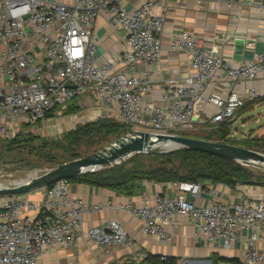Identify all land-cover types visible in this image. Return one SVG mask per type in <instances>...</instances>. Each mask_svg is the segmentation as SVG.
<instances>
[{"label":"built area","instance_id":"2783aa9c","mask_svg":"<svg viewBox=\"0 0 264 264\" xmlns=\"http://www.w3.org/2000/svg\"><path fill=\"white\" fill-rule=\"evenodd\" d=\"M203 5L207 0H195ZM228 7L244 4L264 10L252 0H221ZM161 5L162 11L155 8ZM168 7L160 0H144L128 8L122 0H0V136L10 138L22 127L37 125L47 114L78 95H89L99 105L117 110L134 132L177 134L195 125L219 124L233 118L248 101L264 97L254 81H264V51L254 59L234 62L206 46L195 33L171 35L173 51L190 57V72L169 78L161 104L146 101L153 84L139 64H158ZM103 14L116 31L124 32L125 48L102 63L95 55L96 19ZM234 37L226 32L222 39ZM264 43V25L255 35ZM164 103V104H162ZM211 104L215 111L210 113ZM179 135V134H178ZM175 194L145 197L131 212L143 221V232L163 245L174 237L166 224L190 216L196 232L212 247L232 248L243 243L242 264H264V196L234 203L198 200L205 185L173 181ZM43 198L32 192L0 196V264H37L54 247L72 248L79 239L92 240L106 255L117 247L130 251L131 264H142L149 253L138 246L118 220L82 229L88 204L71 195V181L61 179L42 187ZM262 243V244H261ZM168 261V255H161ZM101 264V263H100Z\"/></svg>","mask_w":264,"mask_h":264},{"label":"crops","instance_id":"0c3cea01","mask_svg":"<svg viewBox=\"0 0 264 264\" xmlns=\"http://www.w3.org/2000/svg\"><path fill=\"white\" fill-rule=\"evenodd\" d=\"M59 1L65 4L74 3V0ZM122 1L124 6L134 8L144 0ZM160 1L162 5L168 7L162 34L161 60L158 64H139L135 69L138 73L148 72L152 79L153 88L145 96L146 101L159 103L167 80L173 77L181 79L190 72L189 54L184 51H173L170 47L172 33L181 31L195 33L206 46H215L219 54L234 62L254 59L264 51V43L255 40L256 33L264 25L263 9L258 10L256 7L242 3L228 7L221 0H207L203 5H198L195 0ZM252 1L264 5V0ZM155 11H162L161 5L157 6ZM222 32L234 37L222 39ZM94 35L98 41L95 55L100 63L106 57L117 55L126 46L125 33L113 29L102 13L96 19ZM251 84L263 87L264 81H254ZM261 89L264 90V88ZM207 109L210 113L215 111V107L211 104L207 106ZM105 119L125 123L118 117L116 109L99 105L89 95H78L65 105L51 111L50 115L37 125L24 126L18 134L10 138L0 136V145L6 149L7 143L14 137L22 140L29 134L37 136L45 132L56 135L68 132L80 124ZM210 125L207 123L196 126L207 128ZM48 129L50 133L47 132ZM172 182L143 179L129 188H109L84 182H71V195L82 198L88 204L102 205L101 211L86 213L82 225L84 231L102 222L118 220L128 234L134 237L141 249L153 255L171 256L177 260V264H211L214 259H222L220 263L223 264H235L234 259L241 261L244 251L243 243L237 242L229 249L212 247L203 238L195 236L196 229L190 216L183 218L177 216L166 224V229L172 232L174 237L170 244L163 245L143 232L142 219L136 217L130 208L141 206L145 197L152 198L155 194L174 195L175 189L171 185ZM203 184L206 187L198 200L200 205H204L209 200L230 204L243 198L264 196V187L253 184H237L234 187L222 183ZM31 192L34 200L40 201L43 198V188H37ZM129 256L130 251L121 247L115 248L110 255H106L92 240L80 238L72 248L54 247L45 251L37 264H131L128 260ZM144 263L145 261L142 264Z\"/></svg>","mask_w":264,"mask_h":264},{"label":"rangeland","instance_id":"374dc122","mask_svg":"<svg viewBox=\"0 0 264 264\" xmlns=\"http://www.w3.org/2000/svg\"><path fill=\"white\" fill-rule=\"evenodd\" d=\"M231 121L232 126L229 135L225 138L242 147L251 142L254 146L252 147L253 150L264 154V97L256 101H248L246 106L240 109ZM80 126L81 124L68 132L56 135L46 134L45 132V134L37 135L42 139H30L24 141L21 146H17L18 143H13L11 149H4L3 145H0V186L22 181L28 178V175L34 174L35 171L42 172V170L57 164L92 155L116 139L133 133L135 129V127L123 123V128L119 132L107 134L103 131L96 132L99 124H95L89 126L88 130H91V133L88 136L72 137L73 132ZM48 131L50 130L48 129ZM177 134L202 139L211 138L214 141L220 138L218 130L212 128L211 125L207 128L195 125L194 129L185 128L179 130ZM32 143H34L33 146ZM167 153L162 152L160 154ZM163 159L165 158H155L147 153H141L134 161L143 168L146 167L145 170H147L149 166L159 165ZM243 165L254 174L256 179H262L264 183V165ZM211 264H214L213 261Z\"/></svg>","mask_w":264,"mask_h":264},{"label":"trees","instance_id":"16d2710c","mask_svg":"<svg viewBox=\"0 0 264 264\" xmlns=\"http://www.w3.org/2000/svg\"><path fill=\"white\" fill-rule=\"evenodd\" d=\"M50 113L51 111L47 114V116L50 115ZM231 119L223 121L212 127L214 129L216 128L220 134V138L216 139V141L235 144V142L229 141V139L225 138L226 136L228 137L230 127L232 126ZM95 124H99L97 128L98 130L96 132L103 131L107 134L119 132L123 128V123L105 119L81 125L76 131L73 132L72 137L77 138L80 135L88 136L91 133V130H88L89 126H93ZM30 139L35 140L42 138L33 134H29L27 138L22 140L19 139V137H14L9 141V143H7L6 149H11L13 143H18L17 146H21L24 144V141H28ZM206 140L213 139L208 138ZM33 145L34 143H32V146ZM244 147L251 149L254 146L251 142H249ZM147 154L149 156H154L155 158L161 157L165 159H163L159 165L149 166L147 167V170H145L146 167L143 168L134 161L137 156H139V154H136L127 161L114 167L98 170L95 172H89L69 180L71 182H84L90 185L109 188H129L135 182L143 179L157 182H211L222 183L231 187H234L237 184H253L264 186L263 180L256 179L254 174H252V172H250L249 169L243 164L225 157H219L210 153L188 148L171 151L162 155L157 151H152ZM169 165L170 167H168ZM221 260L222 259H214L212 261L214 264H220ZM233 262L235 264H242L239 259H234ZM144 264H177V260L171 256H168V261H162L161 255L149 254Z\"/></svg>","mask_w":264,"mask_h":264},{"label":"water","instance_id":"95a60500","mask_svg":"<svg viewBox=\"0 0 264 264\" xmlns=\"http://www.w3.org/2000/svg\"><path fill=\"white\" fill-rule=\"evenodd\" d=\"M169 141L173 142L175 146L167 149L164 144ZM183 148L225 157L241 164L264 165V154L247 147L178 134L153 135L148 131L141 130L126 134L87 157L57 164L42 170V172L35 171L34 174L28 175V178L22 181L2 185L0 186V196L31 192L61 179H72L89 172L114 167L136 154L152 151L171 152Z\"/></svg>","mask_w":264,"mask_h":264},{"label":"bare ground","instance_id":"6f19581e","mask_svg":"<svg viewBox=\"0 0 264 264\" xmlns=\"http://www.w3.org/2000/svg\"><path fill=\"white\" fill-rule=\"evenodd\" d=\"M164 146H165L166 148H171V147L175 146V144H174L173 142L169 141V142H166V143L164 144Z\"/></svg>","mask_w":264,"mask_h":264}]
</instances>
